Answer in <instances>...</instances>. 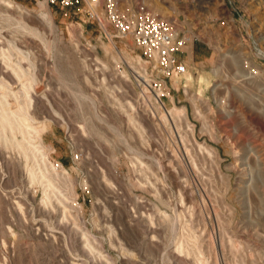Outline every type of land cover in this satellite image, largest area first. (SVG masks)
Wrapping results in <instances>:
<instances>
[{
	"label": "rangeland",
	"instance_id": "374dc122",
	"mask_svg": "<svg viewBox=\"0 0 264 264\" xmlns=\"http://www.w3.org/2000/svg\"><path fill=\"white\" fill-rule=\"evenodd\" d=\"M8 1L3 42L32 59L48 158L70 178L46 205L19 158L0 166V264H264V0H122L187 40L179 79L85 14ZM83 114L100 134L79 132Z\"/></svg>",
	"mask_w": 264,
	"mask_h": 264
},
{
	"label": "bare ground",
	"instance_id": "6f19581e",
	"mask_svg": "<svg viewBox=\"0 0 264 264\" xmlns=\"http://www.w3.org/2000/svg\"><path fill=\"white\" fill-rule=\"evenodd\" d=\"M4 4H6L8 9H20L19 5L8 0H0V9L4 8ZM94 11L95 15H98L104 22L102 10L99 7H94ZM46 15L49 18V23L53 26L50 13L48 12ZM3 19L4 17L0 15V21ZM1 28L0 26V166L1 169L7 167L8 160L13 156H15L14 158H19L25 165V174L29 182L31 184H40L43 187V201L48 205L51 197L62 193L57 184L61 181H68L70 177L65 169L57 172L48 158V151H52V149H47L41 136L42 131L47 128L46 117L48 115L40 117V111L46 113V106L43 101H40L42 98L36 88L39 82L38 79L34 75H30V72L23 65L24 60H28L32 64V59L26 51L17 45L15 40H7L8 46L6 48ZM31 31L36 32L33 29ZM113 39H111L113 47L117 49V43ZM132 39L130 36L125 38V46L122 47V52L128 53L127 49L133 44ZM259 53L264 56L263 50H260ZM138 60L140 61V59ZM68 62V60L65 61L63 68L68 67L70 64ZM186 75L188 76L189 74L187 73ZM200 81L203 82L204 78L201 77ZM159 97H161V94L157 95L156 98L159 99ZM158 105L164 118H166V114L171 117L186 118L185 110H180L176 106L168 110L162 101H158ZM51 118L54 122L62 124L69 132L71 131V125L58 112H56V117ZM82 119L84 125L79 127V132L83 130L85 133L91 131L92 133L100 134L98 129L92 127L90 118L83 114ZM190 128L191 133H194V128L191 126ZM184 164L186 163L184 162ZM187 165L190 166L189 164ZM188 170L198 171L197 163L193 157ZM64 207L65 209L67 208L65 204ZM193 235L190 237H194ZM178 249L181 252H191L190 246L185 242L180 244ZM198 249L197 247V251ZM199 262L202 261L199 259Z\"/></svg>",
	"mask_w": 264,
	"mask_h": 264
},
{
	"label": "built area",
	"instance_id": "2783aa9c",
	"mask_svg": "<svg viewBox=\"0 0 264 264\" xmlns=\"http://www.w3.org/2000/svg\"><path fill=\"white\" fill-rule=\"evenodd\" d=\"M46 2L49 7L60 10L65 18L85 14L89 20L97 21L112 38L132 37L141 56L153 62L164 79H179L188 73L186 62L180 59L187 40L180 37L170 20L154 14L144 4H138L132 10L124 12L120 8L122 0H46ZM94 7L103 8L104 23L95 15ZM107 25L113 28V35L107 31ZM56 165L60 169L63 167L59 163Z\"/></svg>",
	"mask_w": 264,
	"mask_h": 264
}]
</instances>
